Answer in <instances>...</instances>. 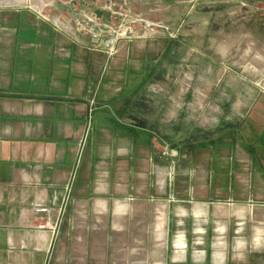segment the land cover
I'll use <instances>...</instances> for the list:
<instances>
[{"label":"crops","instance_id":"1","mask_svg":"<svg viewBox=\"0 0 264 264\" xmlns=\"http://www.w3.org/2000/svg\"><path fill=\"white\" fill-rule=\"evenodd\" d=\"M38 2L0 4V264H258L234 254L247 244L216 241L242 216L232 179L194 194L162 173L135 108L147 105L136 98L154 69L148 45L125 40L110 57Z\"/></svg>","mask_w":264,"mask_h":264},{"label":"rangeland","instance_id":"2","mask_svg":"<svg viewBox=\"0 0 264 264\" xmlns=\"http://www.w3.org/2000/svg\"><path fill=\"white\" fill-rule=\"evenodd\" d=\"M38 1L52 21L70 20L74 9L81 14L96 10L108 19L106 8L114 4L117 22V14L125 15L127 28L144 36L135 40L148 45L154 69L136 98L147 105L135 108L139 114L145 111L141 115L162 145V173L169 171L170 178L182 183L191 180L194 194L208 180L232 179L242 216L232 219L236 233L216 236V241L243 242L247 251L234 254L244 259L253 253L264 264V0ZM15 2L25 0H0ZM54 3L59 15L51 11ZM232 139L234 148L220 145L193 154L200 145L196 142L229 144ZM217 194L221 200L229 197L225 188ZM123 221L130 226L137 222Z\"/></svg>","mask_w":264,"mask_h":264},{"label":"built area","instance_id":"3","mask_svg":"<svg viewBox=\"0 0 264 264\" xmlns=\"http://www.w3.org/2000/svg\"><path fill=\"white\" fill-rule=\"evenodd\" d=\"M113 6L114 4H110L109 7L106 8L109 14L111 13L108 19H106V17L102 16V14L96 10L81 14L78 13L76 9H74V17H72L70 20H61L59 17L55 24L56 26L62 27V29L65 28L78 35L88 37L92 48L103 50L107 52L110 57H114L118 54L119 44L122 41L136 38L142 39L144 36H137L133 34L135 33L133 29L127 28V24L130 21L125 15L116 13L118 15V20L120 21L117 22V17L112 14L114 12H111ZM44 17L49 19L47 16ZM137 21L146 27H161L160 23H149L144 20ZM162 27L168 31V28H166L165 25ZM36 212L47 213L48 208H36ZM38 227L40 229H46L47 225H39Z\"/></svg>","mask_w":264,"mask_h":264},{"label":"trees","instance_id":"4","mask_svg":"<svg viewBox=\"0 0 264 264\" xmlns=\"http://www.w3.org/2000/svg\"><path fill=\"white\" fill-rule=\"evenodd\" d=\"M228 129H229V128H228ZM233 133H234V132H233ZM234 135H235V133H234ZM215 141H216V140H214V141H213V140H212V141H211V140H210V141H207V140H206L205 142H207V143H210V144H214V143H215ZM196 143H198V144H199V143H204V142H202V141H199V142H196ZM190 150L192 151V150H194V149L192 148V149H190Z\"/></svg>","mask_w":264,"mask_h":264}]
</instances>
